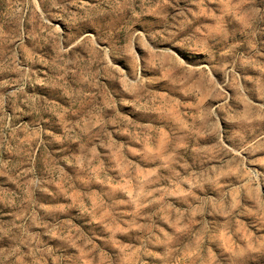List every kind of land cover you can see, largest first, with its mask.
<instances>
[{
	"label": "clouds",
	"instance_id": "9594fccd",
	"mask_svg": "<svg viewBox=\"0 0 264 264\" xmlns=\"http://www.w3.org/2000/svg\"><path fill=\"white\" fill-rule=\"evenodd\" d=\"M0 264H264V0H0Z\"/></svg>",
	"mask_w": 264,
	"mask_h": 264
}]
</instances>
